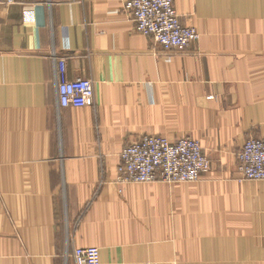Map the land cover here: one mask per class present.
Returning <instances> with one entry per match:
<instances>
[{
	"label": "crops",
	"instance_id": "crops-1",
	"mask_svg": "<svg viewBox=\"0 0 264 264\" xmlns=\"http://www.w3.org/2000/svg\"><path fill=\"white\" fill-rule=\"evenodd\" d=\"M129 0L0 5V264H264V181L237 156L264 140V0H174L198 42L163 52L136 31ZM68 80L94 104L62 108ZM147 135L199 141L195 183H115Z\"/></svg>",
	"mask_w": 264,
	"mask_h": 264
},
{
	"label": "built area",
	"instance_id": "built-area-1",
	"mask_svg": "<svg viewBox=\"0 0 264 264\" xmlns=\"http://www.w3.org/2000/svg\"><path fill=\"white\" fill-rule=\"evenodd\" d=\"M24 0H0V5L13 6ZM51 4V0H28ZM125 13L131 18L136 31L152 38L163 52L185 51L198 42L195 28L182 24L174 0H129ZM58 96L62 108H85L94 104V86L90 80H68L65 58L58 60ZM239 181H264V140L246 141L237 156ZM211 161L199 141L192 137L176 141L147 135L127 146L121 154L115 183L180 184L195 183L211 170ZM75 264H101L100 249L75 248Z\"/></svg>",
	"mask_w": 264,
	"mask_h": 264
},
{
	"label": "rangeland",
	"instance_id": "rangeland-1",
	"mask_svg": "<svg viewBox=\"0 0 264 264\" xmlns=\"http://www.w3.org/2000/svg\"><path fill=\"white\" fill-rule=\"evenodd\" d=\"M185 137H187V136H185ZM188 137H190V136H188ZM184 138V137H183ZM206 155V154H205ZM210 160V159H209ZM238 160V159H237ZM212 165V164H211ZM237 167H238V164H237ZM211 168H212V166H211Z\"/></svg>",
	"mask_w": 264,
	"mask_h": 264
}]
</instances>
